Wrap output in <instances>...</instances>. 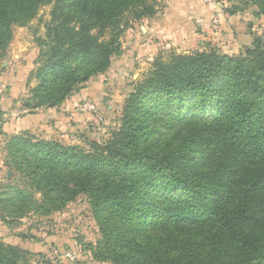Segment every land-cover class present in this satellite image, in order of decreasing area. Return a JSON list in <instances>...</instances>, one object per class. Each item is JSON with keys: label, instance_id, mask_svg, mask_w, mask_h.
Wrapping results in <instances>:
<instances>
[{"label": "trees", "instance_id": "16d2710c", "mask_svg": "<svg viewBox=\"0 0 264 264\" xmlns=\"http://www.w3.org/2000/svg\"><path fill=\"white\" fill-rule=\"evenodd\" d=\"M243 3L264 16V0ZM46 4L50 19L40 41L38 83L23 104L29 109L61 104L104 72L129 16H153L158 0H0V58L8 51L12 27ZM7 145L12 156L32 164L29 174L44 206L63 204L54 195L71 181L72 197L87 195L100 231L93 249L98 260L264 264L260 36L238 54L213 48L156 58L125 100L118 128L104 143L91 141L88 150L23 132L11 135ZM18 193H2L0 206L12 205ZM7 235L0 233V264H30L27 254L44 256L48 264L80 260L74 241L57 245V236L33 235L56 245L57 260L46 245Z\"/></svg>", "mask_w": 264, "mask_h": 264}, {"label": "rangeland", "instance_id": "374dc122", "mask_svg": "<svg viewBox=\"0 0 264 264\" xmlns=\"http://www.w3.org/2000/svg\"><path fill=\"white\" fill-rule=\"evenodd\" d=\"M235 7L238 10L230 13ZM50 8L41 5L25 24L12 27L8 51L0 58V196L20 191L12 205L0 206V214L5 217L0 233L36 242L40 247L47 244L44 239L36 240L34 234L48 239L57 236V245L65 239L76 244L80 260L74 264H114L93 257L100 231L87 195L81 192L72 197L71 181L54 195L63 204L57 208L53 203L44 206L42 192L33 186L35 181L29 174L32 164L10 154L9 137L23 132L86 150L91 141L104 143L118 128L128 95L156 58L213 48L227 54L242 53L255 37L260 36L264 42V16L243 0H158L153 16H129L119 36V50L104 72L80 84L61 104L29 109L23 104L38 83L35 71L41 63L40 41L45 38ZM37 114L43 117L40 121L28 120ZM55 244L44 248L51 249L58 260ZM26 257L30 264H48L44 256Z\"/></svg>", "mask_w": 264, "mask_h": 264}, {"label": "crops", "instance_id": "0c3cea01", "mask_svg": "<svg viewBox=\"0 0 264 264\" xmlns=\"http://www.w3.org/2000/svg\"><path fill=\"white\" fill-rule=\"evenodd\" d=\"M39 116H40V115H39V114H37V115H36V117H35L34 119H29V117H28V120H33V121H40V120H41V118H43V117H41V118H40ZM29 122H30V121H28V123H29ZM24 123H25V122H24ZM24 123H23V124H24ZM21 126H22V125H21Z\"/></svg>", "mask_w": 264, "mask_h": 264}, {"label": "built area", "instance_id": "2783aa9c", "mask_svg": "<svg viewBox=\"0 0 264 264\" xmlns=\"http://www.w3.org/2000/svg\"><path fill=\"white\" fill-rule=\"evenodd\" d=\"M66 254H67V256H68L70 259H73V255L70 254V252H69V253H66Z\"/></svg>", "mask_w": 264, "mask_h": 264}]
</instances>
